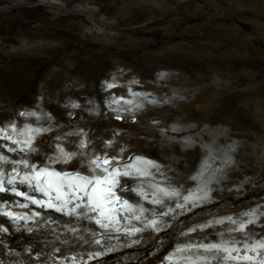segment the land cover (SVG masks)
<instances>
[{"label":"rangeland","instance_id":"1","mask_svg":"<svg viewBox=\"0 0 264 264\" xmlns=\"http://www.w3.org/2000/svg\"><path fill=\"white\" fill-rule=\"evenodd\" d=\"M107 83L116 87L106 89ZM129 89L146 95L132 96ZM112 97L134 102L120 101L123 108L142 105L134 113L135 122L131 115L111 118L114 114L105 104ZM72 103L81 107L73 109ZM93 107L100 115L87 111ZM22 111L40 112L39 121L20 117ZM12 121L17 129L25 123L50 127L36 137L38 150L31 163L46 166L59 144L68 152L86 155L54 167L85 175H91L90 157L122 155L123 165L132 162L128 157L141 156L156 161L168 177L183 181L209 152L222 156L234 146L230 155L235 164L227 169V179L219 186L222 191L213 192L215 202L180 220L186 230L213 218L240 219L259 206V221L243 233L230 232L236 227L230 223L206 230L208 241H219L216 233L224 232V239L239 241L236 246L243 249L245 242L251 245L264 238V215H260L264 213V0H0V128ZM172 126L180 131L171 132ZM81 129L87 133L84 149L77 147ZM184 137H191L193 145L184 147ZM106 141L113 143L108 146ZM161 179L156 174L153 183ZM137 186L153 191L148 178L129 179V192L122 195L152 207L131 193ZM52 216L56 224L31 234L10 229L0 242V264H71L67 257L87 259L90 251H103L78 243L59 223L65 218ZM72 226L85 239H89L86 229H96L86 221H73ZM188 239L170 237L157 251L155 241L148 238L134 247H120L129 242L121 236L108 242L116 246L114 252L89 264H165L164 257ZM37 253L39 260L34 259ZM247 254L259 260L264 250L260 255Z\"/></svg>","mask_w":264,"mask_h":264},{"label":"snow or ice","instance_id":"2","mask_svg":"<svg viewBox=\"0 0 264 264\" xmlns=\"http://www.w3.org/2000/svg\"><path fill=\"white\" fill-rule=\"evenodd\" d=\"M163 75L161 74L162 77ZM132 83H138V81L133 80ZM114 87H116L114 83L105 85L106 89ZM129 93L132 96L146 95L134 93L131 89ZM120 101L127 104L134 103L131 100H124L123 97H112L105 104V107L114 114L111 118L124 120L126 115H131L135 122L134 113L142 105L137 103L135 107L123 108L119 106ZM36 107L39 109L40 105ZM80 107L79 103L71 104L73 109ZM87 111L90 114L100 115L96 107ZM44 115L52 119L50 113H44ZM67 115L71 119H76L75 113L69 112ZM19 116L35 117L39 121L40 112L22 111ZM8 129L12 130V134H9ZM49 130L50 127L33 126L28 123H25L21 129H17L15 121L0 128V194H3L0 196V217L4 218V221L0 222V242H3L4 236L10 235V229L23 230L31 234L46 225L51 227L57 223L52 216V213H55L65 218L59 223L75 236L78 243L87 244L90 247L98 246L103 250L90 251L87 259L83 256L78 259L77 255L67 257L71 264H89V261L93 259H99L114 252L116 246H110L108 242L113 239L119 241L121 236L129 238V242L121 244L120 247H134L148 238L155 241L157 251L165 246L170 237H189L186 242L177 243L175 248L164 257L165 264H180L181 261L184 264H229V261H235L236 264H240V261L264 264V257L256 260L254 256L247 254L253 252L260 255V251L264 250V238L256 240L251 245L245 242L241 249L236 246L240 243L239 241L224 239V232L216 233L220 237L219 241H208L206 233L207 229L215 230L217 226L225 223L236 225L234 229L229 230L230 232H245L249 225H255L259 221L260 216L257 215L259 206L242 213L240 219H234L232 216L220 217L209 219L203 224L194 225L186 230L181 227L185 221L180 220V217L186 216L196 208L215 202L213 192L222 191L219 186L227 179V169L235 164L230 155V152L235 150L234 146H229V150L222 156L209 152V155L201 161L199 168L187 173L183 181L168 177L156 161L141 156L135 157L134 160L128 157V160L132 162L123 165L120 164L122 155L111 158L106 155L103 158L90 157L87 165L91 175H85L80 171L64 168L57 170L54 167L55 164L66 165L78 155H86L82 151L68 152L59 144L55 146L54 154L48 157L46 166L39 167L30 162L32 153L38 150L34 146L36 137ZM179 131L177 126L171 127V132ZM80 132L83 136L77 147L84 149L87 147V133L83 129ZM161 132L163 133L164 130L162 129ZM115 135L118 133H114ZM112 143L113 141H106L108 146ZM181 143L184 147H190L194 141L191 137H184ZM123 151L124 149L121 148V154ZM217 160L220 161L218 166ZM3 165H10V167L5 168ZM156 174H159L162 179L153 183ZM121 177L124 178V184L121 182ZM145 178H148L149 186L153 188V191L148 193L143 187L137 186L131 189V193L140 197L141 201L152 205L150 208L145 207L142 202H130L122 195L129 192L126 187L127 180L143 182ZM189 181L192 183L190 184ZM209 212L211 213V209ZM73 221L95 224L96 229H86L89 239H85L84 236L76 235L80 229L72 226ZM132 221L137 223L132 224ZM30 225H36V227L33 228ZM169 229L171 232H168ZM162 232L165 236L159 235ZM197 232L205 235L202 238L191 236ZM144 234H148L147 237ZM132 237L138 238L131 239ZM26 251L31 255V249ZM241 251L244 252L242 256ZM34 259L39 260L40 253H37Z\"/></svg>","mask_w":264,"mask_h":264}]
</instances>
